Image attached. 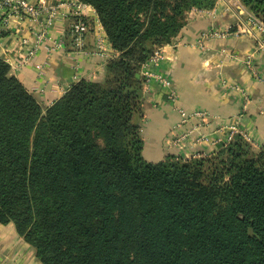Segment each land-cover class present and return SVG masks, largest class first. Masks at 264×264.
Here are the masks:
<instances>
[{"label":"trees","instance_id":"trees-1","mask_svg":"<svg viewBox=\"0 0 264 264\" xmlns=\"http://www.w3.org/2000/svg\"><path fill=\"white\" fill-rule=\"evenodd\" d=\"M116 55L43 108L0 59V224L41 264H264V145L143 156V67L217 0H78ZM264 23V0H240Z\"/></svg>","mask_w":264,"mask_h":264},{"label":"crops","instance_id":"crops-1","mask_svg":"<svg viewBox=\"0 0 264 264\" xmlns=\"http://www.w3.org/2000/svg\"><path fill=\"white\" fill-rule=\"evenodd\" d=\"M28 1L45 8L40 21L47 17L48 9L57 8L55 25L50 31L53 40L60 39V32L67 30L74 21L73 0ZM5 18L3 12L0 59L11 67V74L43 108L50 107L80 80L104 82L106 64L116 53L92 7L83 13V19L90 25V33L85 38L88 55L73 54L70 38L66 37L61 50L50 52V45L41 47L33 62L26 65L21 62L27 49L35 44L34 28L23 17L4 21ZM240 24V17L222 4L217 3L211 11L193 10L187 15L186 25L179 35L162 48L163 58L157 64L147 63L143 67L142 75L151 77L144 87L142 115L138 120L145 160L156 164L169 156L190 159L197 154H211L219 145L213 144V139L218 138L214 135L216 130L239 116L240 127L255 141L253 147L264 145V52L258 51L259 40L264 37L241 34ZM211 30L225 33L226 38L208 39L200 47L202 34ZM97 36L105 39L106 57L95 53ZM250 55L254 58L252 70L245 64ZM37 66H42V72ZM154 76L166 78L170 88L162 89ZM223 79L237 89L227 90L221 83ZM168 93L175 94V101L168 100ZM243 94L248 98L246 109L243 108ZM177 109L208 113L207 124L201 127V133L209 136L208 142L191 147L188 144L170 147L168 142L172 138L187 131V127L175 130L180 121ZM0 264H41L12 224H0Z\"/></svg>","mask_w":264,"mask_h":264},{"label":"built area","instance_id":"built-area-1","mask_svg":"<svg viewBox=\"0 0 264 264\" xmlns=\"http://www.w3.org/2000/svg\"><path fill=\"white\" fill-rule=\"evenodd\" d=\"M217 3L224 5L227 10L234 12L236 15H238V17H240L241 24L239 32L241 34H246L249 36L257 34L264 37V23L252 13H249L247 9L241 4L240 0H217ZM71 7L73 10L72 18H74V21L69 25L67 30L60 32L62 36L60 39L53 40L52 36L50 35V31L55 25L57 8L52 7L48 9L46 11L47 17L43 21H40L44 15L45 8H39L36 4L30 3L28 0H0V20L4 12L6 13V18L4 21L11 17H23L34 28L35 44L31 48L27 49L26 54L24 55L21 62L22 65H26L30 61L33 62L38 49L41 47L44 48L50 45V47H52L49 48L50 52L61 50L66 37L70 38L71 52L73 54H89V52L85 50V38L87 34L90 33V25L83 19V13L85 9L90 6L80 3L78 0H73L71 2ZM211 38L223 39L226 38V34L217 30L206 32L202 34L199 41V46L201 47L204 41ZM25 43L26 41H23V44ZM258 51L264 52V38L259 40ZM106 52L105 39L101 36H97L95 53L101 57H106ZM162 58L163 53L161 49L155 53L148 63L157 64ZM253 59V56L250 55L245 60V64L250 70L253 68ZM37 70L42 72V66H37ZM144 77L147 82L151 78L147 74ZM153 79L159 83L161 88H170L169 81L166 78L162 76H154ZM242 97L243 108L246 109L248 98L244 94ZM168 98L171 101H175V94L168 93ZM177 113L179 115L180 121L177 124L175 130L187 127V131L178 137L172 138L168 142L170 147H185L187 144L191 147L202 145L208 142L209 136L201 133L202 125L206 124L207 120L209 119V115L206 111L197 110L193 112H187L183 109H177ZM234 123L225 127H221L224 129L214 133V135H218V138L213 139V144L217 145L222 143L224 146L230 144L235 139V137L240 134L237 124ZM193 157H199V154Z\"/></svg>","mask_w":264,"mask_h":264},{"label":"rangeland","instance_id":"rangeland-1","mask_svg":"<svg viewBox=\"0 0 264 264\" xmlns=\"http://www.w3.org/2000/svg\"><path fill=\"white\" fill-rule=\"evenodd\" d=\"M222 83V85L227 89V90H229L230 88L231 89H235L236 87H235V85H228V83L223 79V81L221 82ZM233 87H235V88H233ZM163 89V88H162ZM167 98H168V94H167ZM168 100L169 101H171L169 98H168ZM208 121V120H207ZM235 122V123H234ZM241 121H240V116H239V118L238 117H236L233 121H232V123H234V124H237V126H238V128L241 126V123H240ZM231 123V124H232ZM207 124V123H206ZM205 125V124H204ZM225 126H227V125H225ZM225 126H223V127H225ZM221 129H224V128H218V130H216V131H220ZM239 130H240V134H238L237 136H241L244 140H246L248 143H250L252 146H253V144H254V140L252 139V137L242 128V127H240L239 128ZM223 132V131H222ZM178 136H180V135H178ZM177 136V137H178ZM222 137V136H221ZM220 146H224V144H222V143H220L219 145H218V147L217 148H214V150L213 151H216ZM263 145H261V146H259V147H254L256 150H259L260 149V147H262Z\"/></svg>","mask_w":264,"mask_h":264}]
</instances>
